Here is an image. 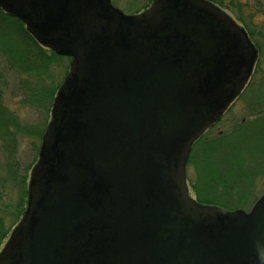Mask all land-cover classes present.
I'll list each match as a JSON object with an SVG mask.
<instances>
[{
  "label": "water",
  "instance_id": "water-1",
  "mask_svg": "<svg viewBox=\"0 0 264 264\" xmlns=\"http://www.w3.org/2000/svg\"><path fill=\"white\" fill-rule=\"evenodd\" d=\"M0 5L73 56L0 264H264V196L248 212L201 204L183 171L250 74L241 27L207 0H153L133 16L109 0Z\"/></svg>",
  "mask_w": 264,
  "mask_h": 264
},
{
  "label": "rangeland",
  "instance_id": "rangeland-1",
  "mask_svg": "<svg viewBox=\"0 0 264 264\" xmlns=\"http://www.w3.org/2000/svg\"><path fill=\"white\" fill-rule=\"evenodd\" d=\"M115 1L116 6L126 14H131L139 10L145 3H148V0ZM217 1L220 2V0ZM230 1H233V3L230 4ZM236 1L223 0L218 5L224 8L235 19L238 16L237 14L240 15L244 21L241 24L244 27L246 25H248L246 27H251L250 29L253 33L252 40L260 48V51L263 52L262 54L259 51L261 60L258 62L257 73L252 77L254 87L258 88L256 92L261 93V96L258 95L257 98H261V100L255 99L256 94L252 96L248 94V91L244 92V96L242 95L232 104L229 111L223 115L222 119L212 129V132L213 134L219 131L227 133L238 124L245 123L256 116H260V118L255 126H250V123H248L246 131H234L233 136L223 140V143L217 144V147L211 151V154L204 157L201 151L198 153L196 151L191 155L190 163L186 170V177L190 192L196 198L198 194L192 188V185L196 182L195 180H197V184L206 182V180L212 181L213 184L210 182L209 185L216 186L212 190H216L217 193L214 191L212 199L209 200H215L214 202L218 203L224 202L227 205L233 206L240 205L241 209L249 210L254 202L264 194V0H256V5L251 9L247 5L252 4L254 0H238L237 3ZM3 37L1 39L15 45L8 34ZM21 50L18 48L19 53ZM4 94L5 103L9 109H13L20 116V120L32 125L38 124L42 120V116L37 109L21 106L18 91L12 96L10 95V91ZM254 105H257V107H254ZM256 112L259 114H255ZM250 135H254L257 139H251L250 137L253 136ZM33 142H36V145L38 144L36 138L28 135L22 136L18 141L17 149L14 152L12 149L9 158L0 149V216L5 220L7 229L12 226L13 220L16 221L14 214L15 206L18 200L21 201L17 179H20L25 174L24 169L27 166H31L36 157V151L31 146ZM209 166H212L214 170V178L221 177L220 179H224L227 185L229 184L227 180H233L236 183L237 190H235V193L239 195L244 194L242 200L237 201L236 196L232 195L233 191L227 195V191L219 188V182L211 180L208 177H201V175H206V169ZM15 168V173H12V170ZM17 168L19 169L18 171ZM232 168H237L238 170L232 171ZM223 191L226 194H221Z\"/></svg>",
  "mask_w": 264,
  "mask_h": 264
},
{
  "label": "trees",
  "instance_id": "trees-1",
  "mask_svg": "<svg viewBox=\"0 0 264 264\" xmlns=\"http://www.w3.org/2000/svg\"><path fill=\"white\" fill-rule=\"evenodd\" d=\"M221 2H223V0H220L219 3ZM232 3L233 1H230V4ZM254 5H256V0L247 6L249 9H251ZM237 15V19L241 22H244L240 15ZM245 28L247 31L249 30V35L252 36L253 33L250 29L251 27ZM7 34L9 37H11V40L15 45L5 41L4 39H1L4 38L3 36H7ZM18 48L22 49L20 53L18 52ZM67 68L68 66L63 57L57 56L53 52L44 49L25 30L22 22L5 13L0 8V149L7 158L10 157V152L12 149L13 152L17 149L18 141L22 136L28 135L32 138H39V135H41L40 129L47 121L53 96L55 95L56 89L60 84L63 75L66 73ZM257 89L258 88H255L254 84L251 83V85L248 87V94H251L252 96L256 94L255 99L261 100V98H257L258 95L261 96V93L256 92ZM8 91H10L11 96L16 94L18 91L20 96L19 103L21 106L34 108L39 111V114L42 116L40 124L32 125L26 123L18 118L13 109H9L4 99V93H7ZM254 107H257V105H254ZM255 114L258 115L259 113L256 112ZM259 118L260 116H256L251 120H247L245 123L238 124L233 130L227 133H206L197 141L196 145L190 152L191 155H193L196 151L197 153L201 151V153L204 154V157L208 154H211V151L217 147V144L223 143V140L233 136L234 131H246L248 123H250V126H255ZM39 127L41 128L39 129ZM250 136H253L250 137L251 139L256 138L254 135ZM31 146L33 147V150L35 149L37 152L38 146H36V142H33ZM27 169L28 166L24 169L25 174L22 175L20 179H17L21 193V201L18 200L15 206L14 214L16 220L22 213L25 204ZM236 169L237 168H232V171H235ZM18 170L19 169L17 168V171ZM15 171L16 168L12 170V173H15ZM213 176L214 170L212 169V166H209V168L206 169V175H201V177H208L211 178V180L219 182V188H223L225 191H227V195L233 191L232 195L236 196L237 201L242 200L244 194L239 195L235 193V190H237V185L233 180H227L229 182L227 185L224 179H220L221 177L215 176L216 178H214ZM204 182L197 184L196 180V182H194L192 185L198 194V200L226 207L233 206L230 204L227 205L224 202L218 203L214 202L215 200H209L212 199V194H214V191H216L212 189L216 188V186L209 185V183L212 181L206 180V182ZM218 193L220 194V192ZM210 194L211 196H209ZM221 194L226 193L223 191ZM6 228L7 227L4 219L0 217V244L8 232V229Z\"/></svg>",
  "mask_w": 264,
  "mask_h": 264
},
{
  "label": "flooded vegetation",
  "instance_id": "flooded-vegetation-1",
  "mask_svg": "<svg viewBox=\"0 0 264 264\" xmlns=\"http://www.w3.org/2000/svg\"><path fill=\"white\" fill-rule=\"evenodd\" d=\"M136 13V12H135ZM139 86L141 85V83L138 84Z\"/></svg>",
  "mask_w": 264,
  "mask_h": 264
}]
</instances>
